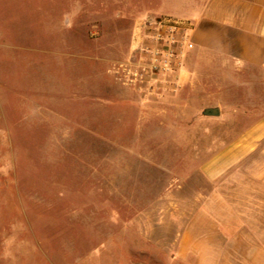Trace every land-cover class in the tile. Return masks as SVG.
Wrapping results in <instances>:
<instances>
[{
	"label": "rangeland",
	"instance_id": "rangeland-1",
	"mask_svg": "<svg viewBox=\"0 0 264 264\" xmlns=\"http://www.w3.org/2000/svg\"><path fill=\"white\" fill-rule=\"evenodd\" d=\"M162 1L0 0V264H183L201 195L225 191L200 166L264 114V70L204 57L148 103L121 72Z\"/></svg>",
	"mask_w": 264,
	"mask_h": 264
},
{
	"label": "crops",
	"instance_id": "crops-1",
	"mask_svg": "<svg viewBox=\"0 0 264 264\" xmlns=\"http://www.w3.org/2000/svg\"><path fill=\"white\" fill-rule=\"evenodd\" d=\"M168 2L162 1V12L194 21L195 47L185 58L177 91L158 96L156 89L148 90V103H172L189 85H198L204 57L264 70V0ZM200 169L211 182L223 177L225 191L201 195L206 203L193 211L180 234L179 259L183 264H264V114Z\"/></svg>",
	"mask_w": 264,
	"mask_h": 264
},
{
	"label": "built area",
	"instance_id": "built-area-1",
	"mask_svg": "<svg viewBox=\"0 0 264 264\" xmlns=\"http://www.w3.org/2000/svg\"><path fill=\"white\" fill-rule=\"evenodd\" d=\"M195 23L192 19L162 14L142 22L133 39L135 60H130L121 72L124 83L136 89H156L158 96L174 94L180 86V73L185 58L194 49L192 39Z\"/></svg>",
	"mask_w": 264,
	"mask_h": 264
},
{
	"label": "water",
	"instance_id": "water-1",
	"mask_svg": "<svg viewBox=\"0 0 264 264\" xmlns=\"http://www.w3.org/2000/svg\"><path fill=\"white\" fill-rule=\"evenodd\" d=\"M220 113V109L218 107H208L204 110V114L206 115H218Z\"/></svg>",
	"mask_w": 264,
	"mask_h": 264
}]
</instances>
